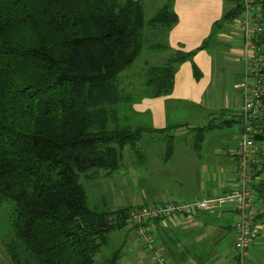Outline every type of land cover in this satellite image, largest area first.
Listing matches in <instances>:
<instances>
[{
	"label": "trees",
	"instance_id": "1",
	"mask_svg": "<svg viewBox=\"0 0 264 264\" xmlns=\"http://www.w3.org/2000/svg\"><path fill=\"white\" fill-rule=\"evenodd\" d=\"M239 10L236 2L221 24ZM175 20L165 4L147 25L157 39ZM144 26L138 0H0V201L12 203L3 242L11 264H96L109 233L128 225L132 207L90 208L78 178L115 174L143 133L167 131L119 122V105L134 99L121 74L143 49ZM188 55L148 67L144 94H168Z\"/></svg>",
	"mask_w": 264,
	"mask_h": 264
},
{
	"label": "crops",
	"instance_id": "2",
	"mask_svg": "<svg viewBox=\"0 0 264 264\" xmlns=\"http://www.w3.org/2000/svg\"><path fill=\"white\" fill-rule=\"evenodd\" d=\"M138 1L143 15L146 10L156 14L169 4L176 20L151 43L164 44V48L156 50L158 58L146 54L144 68L121 74L124 86L143 87L144 79L138 82L132 77L143 78L148 67L160 66L178 53L189 55L175 67L168 94L156 98L141 95L131 101L128 108L138 119L135 128L167 130L146 131L141 139L147 136L162 142L160 150L167 141L172 151L168 159L148 156L140 165L130 163V159L126 161L124 151V163L111 175L120 192L110 211L168 200L187 203L222 195L234 183V153L241 133L242 96L237 86L242 76L241 40L237 35L230 36L229 23L221 24L224 13L237 0ZM221 127L229 128L230 133L218 134ZM207 139L211 144H205ZM181 145L184 148L176 155V147ZM130 185L137 188L134 194L127 191ZM255 189L259 199L255 208L259 235L242 264H264V161L256 173ZM235 215V207L226 204L213 213L198 212L176 219L173 225L156 223L151 237L154 246L173 264H238L233 249ZM121 230L118 264H148L149 249L139 242L136 228L126 226Z\"/></svg>",
	"mask_w": 264,
	"mask_h": 264
},
{
	"label": "built area",
	"instance_id": "3",
	"mask_svg": "<svg viewBox=\"0 0 264 264\" xmlns=\"http://www.w3.org/2000/svg\"><path fill=\"white\" fill-rule=\"evenodd\" d=\"M238 15L229 23L231 37L241 40L239 61L242 76L238 88L242 96L241 133L235 150L234 183L222 195L187 203L165 201L143 204L129 212L127 226L136 228L138 240L149 249L148 264H173L167 255L154 246L151 234L154 224L173 225L176 219L198 212L213 213L226 204L236 209L233 229V249L238 264H242L250 246L257 239L255 224L256 173L264 161V13L260 0H237ZM230 38V37H229Z\"/></svg>",
	"mask_w": 264,
	"mask_h": 264
},
{
	"label": "rangeland",
	"instance_id": "4",
	"mask_svg": "<svg viewBox=\"0 0 264 264\" xmlns=\"http://www.w3.org/2000/svg\"><path fill=\"white\" fill-rule=\"evenodd\" d=\"M154 15L155 12H151L150 10L145 11L144 13L145 26L142 31L143 44L145 49H142L141 53L136 57L133 64L130 67H128L126 70H130V69L137 70L139 68H144L143 62L147 58L146 54L148 55L153 54L152 56L156 58L160 56L158 51H150L147 49V46L150 45V43L154 42V37L152 36L153 28L148 27L147 21ZM133 79L139 82L141 81V79L144 78H140L137 75L135 77H132V80ZM123 90L126 95L132 96V99L133 97L135 99L141 95H145L144 86L142 87L140 86V84L132 85V87L125 86ZM131 103L132 102L128 101L119 105V112H120L119 122L123 126L134 129L135 128L134 125L137 124L138 119L136 118L135 115H132L131 110L128 108L131 105ZM234 128H236L235 124H234ZM218 131H219L218 134H223L225 132L230 133V130L227 127H221L220 129H218ZM164 142L165 144L160 150V147L163 145L162 142H159L155 139L152 140L150 137L147 136L142 137V139L140 138L138 143H136L132 147V149L129 148L125 149L126 161L130 159V163L134 165H140L142 164V162L144 163V161L146 162V160L149 159L148 156H150L151 159L158 158L160 155L164 157L167 147L166 144L167 141ZM205 144H211V141L210 140L208 141L207 139L205 140ZM176 148H177L176 155H179L180 154L179 152H181V150H183L184 147L183 145H181L180 147H176ZM78 182L85 189L87 194L88 205L92 209L108 210L109 208H111V204L113 203L114 199L115 198L118 199L119 196L118 192L120 191L118 190L117 183H115L117 181L112 180L111 176L104 177L100 172L91 179H84V177L80 176L78 178ZM136 189L137 188L133 185L127 187V191L132 194L136 192ZM11 214H12V203L9 200L0 201V264H11L3 246V242L7 240L12 233L10 227ZM122 235H123V230L115 229L111 232V234L109 235L110 239H108V244L101 248V253L96 257V264H103V259L105 257H108L110 254H112L117 250L120 251L121 240L123 238Z\"/></svg>",
	"mask_w": 264,
	"mask_h": 264
}]
</instances>
